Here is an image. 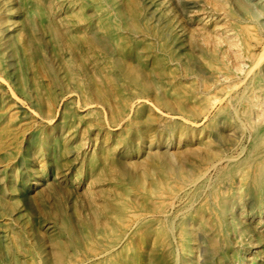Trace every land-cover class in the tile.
I'll list each match as a JSON object with an SVG mask.
<instances>
[{
  "label": "bare ground",
  "instance_id": "6f19581e",
  "mask_svg": "<svg viewBox=\"0 0 264 264\" xmlns=\"http://www.w3.org/2000/svg\"><path fill=\"white\" fill-rule=\"evenodd\" d=\"M41 1L80 75L70 94L83 96L86 112L99 107L87 66L120 97L112 132L78 128L83 144L72 155L106 150L121 202L94 182L66 174L55 182L108 215L127 211L124 199L135 205L154 264H195L196 233L203 264H264V0ZM103 237L92 231L96 243Z\"/></svg>",
  "mask_w": 264,
  "mask_h": 264
},
{
  "label": "rangeland",
  "instance_id": "374dc122",
  "mask_svg": "<svg viewBox=\"0 0 264 264\" xmlns=\"http://www.w3.org/2000/svg\"><path fill=\"white\" fill-rule=\"evenodd\" d=\"M44 7L41 0H0V264H154L144 233L133 223L135 205L124 199L129 209L108 215L69 182H55L63 174L83 186L94 182L96 191L121 202L106 150L95 146L77 159L72 155L83 144L74 134L78 128L112 132L110 117L120 97L101 87L85 63L99 107L86 112L83 96L70 94L80 75L67 66L58 25ZM213 125L218 127V118ZM113 134L110 146L120 141ZM204 215L202 208L201 222ZM50 223L54 233L47 230ZM94 230L104 231V242L118 241L116 250L96 243ZM194 243L195 264H203L199 233Z\"/></svg>",
  "mask_w": 264,
  "mask_h": 264
}]
</instances>
